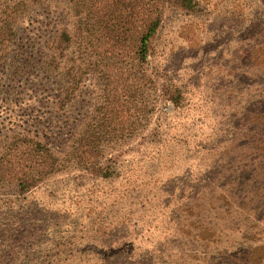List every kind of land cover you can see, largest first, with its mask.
I'll return each instance as SVG.
<instances>
[{
  "label": "rangeland",
  "instance_id": "1",
  "mask_svg": "<svg viewBox=\"0 0 264 264\" xmlns=\"http://www.w3.org/2000/svg\"><path fill=\"white\" fill-rule=\"evenodd\" d=\"M194 1L165 10L145 63L130 48L96 54V68L81 64L87 23L75 0L17 14L0 51V264H215L246 235L264 258V224L209 231L195 219L207 207L195 197L217 205L258 142L264 0ZM33 140L58 167L24 192L15 178L34 180L36 163L21 143Z\"/></svg>",
  "mask_w": 264,
  "mask_h": 264
},
{
  "label": "trees",
  "instance_id": "2",
  "mask_svg": "<svg viewBox=\"0 0 264 264\" xmlns=\"http://www.w3.org/2000/svg\"><path fill=\"white\" fill-rule=\"evenodd\" d=\"M48 0H15V4L7 3L2 10L3 17L0 20V51L7 47L13 40L14 22L17 14L24 11L29 3L37 4ZM75 6L79 14L85 15L86 28L79 36L81 64L96 68L98 56L102 60L106 55L127 57L126 51L131 48L133 60L145 63L149 57L151 39L160 29L165 10L168 7H175L180 10L194 11L196 3L194 0H75ZM67 44L73 43V38L65 34ZM77 39V38H76ZM62 44V41H61ZM129 44V45H128ZM82 47V48H81ZM245 60H251V48L244 52ZM81 76V75H80ZM76 76V77H80ZM242 79L249 78L243 74ZM176 95H180L177 91ZM177 99L176 96L171 101ZM177 103V100H174ZM254 121L260 126L253 128L252 132L257 134L256 147L246 152L241 175L238 180L228 182L225 195L218 200L217 205L213 197L205 196L199 199L207 205L205 212L197 214L195 219L210 221L213 225L209 231L216 228L219 223H242L254 221L264 224V99L259 100L253 107ZM21 143L23 149H28L30 154H34L35 173L34 180L20 170L15 180L22 191L27 192L37 186L39 180L57 171L58 158L52 153L47 145H42L36 141ZM99 175L107 177V174L100 170ZM225 202V203H224ZM214 206V207H213ZM213 207V208H212ZM207 215V216H206ZM252 219V220H251ZM263 222V223H262ZM264 227V225H262ZM254 228V227H252ZM240 230V229H239ZM240 233L247 234L248 230H241ZM192 235L197 243L200 242V235L194 231ZM191 235V237H192ZM214 235V234H213ZM211 239H207L206 248H210ZM202 238V241H205ZM246 240L242 247L233 253H224L221 259L214 257L215 264H264V258L257 256L255 244L249 236L243 237ZM195 243L190 244V252H194ZM216 261H219L216 263Z\"/></svg>",
  "mask_w": 264,
  "mask_h": 264
}]
</instances>
